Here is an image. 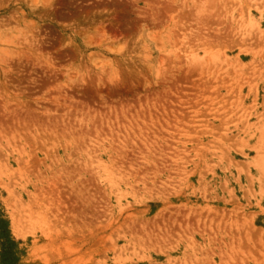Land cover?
<instances>
[{
    "label": "rangeland",
    "instance_id": "374dc122",
    "mask_svg": "<svg viewBox=\"0 0 264 264\" xmlns=\"http://www.w3.org/2000/svg\"><path fill=\"white\" fill-rule=\"evenodd\" d=\"M0 264H264V0H0Z\"/></svg>",
    "mask_w": 264,
    "mask_h": 264
}]
</instances>
